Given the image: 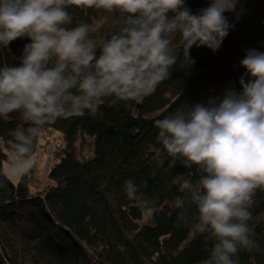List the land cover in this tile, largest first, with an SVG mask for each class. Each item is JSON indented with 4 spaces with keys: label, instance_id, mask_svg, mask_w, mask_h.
<instances>
[{
    "label": "clouds",
    "instance_id": "obj_1",
    "mask_svg": "<svg viewBox=\"0 0 264 264\" xmlns=\"http://www.w3.org/2000/svg\"><path fill=\"white\" fill-rule=\"evenodd\" d=\"M240 0H208L192 12L186 0H0V46L26 37L19 62L0 67V118L18 113L9 169L24 176L36 165L35 144L42 130L59 119L101 115L102 106L152 95L172 75L180 50L192 65L193 46L216 52L235 28L225 13L239 19ZM117 15L123 23L97 43V29L73 25L70 9ZM240 90L227 87L205 101L154 120L155 156L194 170L177 179L181 196L172 206H195L196 229L208 253L203 264H240L239 252L258 248L249 227L257 192H264V51L245 49ZM9 176V178H11ZM127 179L123 190L145 216L159 211L158 195L146 197Z\"/></svg>",
    "mask_w": 264,
    "mask_h": 264
},
{
    "label": "trees",
    "instance_id": "obj_2",
    "mask_svg": "<svg viewBox=\"0 0 264 264\" xmlns=\"http://www.w3.org/2000/svg\"><path fill=\"white\" fill-rule=\"evenodd\" d=\"M73 25L89 23L97 12L70 9ZM122 18L106 19L94 38L100 43L122 24ZM180 50L172 75L141 101L122 102L115 108L102 106L101 115L59 119L43 130H57L55 158L49 168V187L32 189L33 169L13 183L3 172L9 160L13 129L22 121L18 113L0 118V259L3 264H203L212 241L196 229L195 206L178 221L172 206L181 196V175L194 170L175 166L168 158H156L154 120L191 103L220 95L233 83L218 84L209 73L194 68ZM8 47L0 46V67L19 62ZM55 142V143H56ZM39 144V138L35 148ZM88 152L84 153V147ZM35 151V149H34ZM141 186L146 197L159 196V211L142 214L124 190L125 180ZM249 227L258 248L239 252L240 264H264V192L258 191L250 209ZM66 228L78 241L65 236ZM29 257L30 263L27 261Z\"/></svg>",
    "mask_w": 264,
    "mask_h": 264
},
{
    "label": "water",
    "instance_id": "obj_3",
    "mask_svg": "<svg viewBox=\"0 0 264 264\" xmlns=\"http://www.w3.org/2000/svg\"><path fill=\"white\" fill-rule=\"evenodd\" d=\"M186 3L192 12H196L206 7L208 0H186ZM241 6L247 11L239 19L231 13H225L230 22L235 24V28L230 30L218 51L195 46L190 50V56L195 61L192 64L194 68L209 73L218 84L232 82L237 91L240 90L239 78L245 71L239 64L245 56V49L264 51V0H240L237 7ZM28 42L30 41L26 37L18 38L9 44L8 49L15 57L20 58L23 47ZM61 229L75 245H79L66 228ZM0 264H3L1 259Z\"/></svg>",
    "mask_w": 264,
    "mask_h": 264
},
{
    "label": "rangeland",
    "instance_id": "obj_4",
    "mask_svg": "<svg viewBox=\"0 0 264 264\" xmlns=\"http://www.w3.org/2000/svg\"><path fill=\"white\" fill-rule=\"evenodd\" d=\"M107 17V14L97 13V15L93 16L90 20V24L95 28L103 22ZM111 18H120L117 15H111ZM96 40V39H95ZM97 42V40H96ZM61 139L60 133L57 130H42L39 136V144H37L35 151L33 152V156L36 160V165L33 168V177L31 179V186L35 189H42L44 187H49L52 183V179L49 177V168L51 167V155H54L55 151V142ZM84 153L88 152V146L84 147ZM55 157V155H54ZM9 169V160H4L2 162V170L4 173L8 172ZM8 178L11 176L6 175ZM20 176H11L9 178L13 183L18 181ZM27 261H29V257H27Z\"/></svg>",
    "mask_w": 264,
    "mask_h": 264
},
{
    "label": "built area",
    "instance_id": "obj_5",
    "mask_svg": "<svg viewBox=\"0 0 264 264\" xmlns=\"http://www.w3.org/2000/svg\"><path fill=\"white\" fill-rule=\"evenodd\" d=\"M54 145H55V147H59V143H58V142H56ZM54 158H55V157H54V155L52 154V155H51V159H52V161H53ZM52 161H51V162H52Z\"/></svg>",
    "mask_w": 264,
    "mask_h": 264
},
{
    "label": "crops",
    "instance_id": "obj_6",
    "mask_svg": "<svg viewBox=\"0 0 264 264\" xmlns=\"http://www.w3.org/2000/svg\"><path fill=\"white\" fill-rule=\"evenodd\" d=\"M32 189H35L34 187H32Z\"/></svg>",
    "mask_w": 264,
    "mask_h": 264
}]
</instances>
